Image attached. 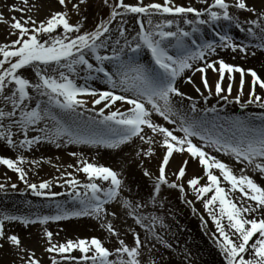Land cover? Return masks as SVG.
Segmentation results:
<instances>
[{"label": "snow or ice", "instance_id": "6c2138e0", "mask_svg": "<svg viewBox=\"0 0 264 264\" xmlns=\"http://www.w3.org/2000/svg\"><path fill=\"white\" fill-rule=\"evenodd\" d=\"M57 2L64 10L51 12L43 21L38 22L32 16H28L27 19L16 16L10 18L9 35L16 36V39L0 44V57H2L0 58V104L3 105L0 107V141L11 149L30 150L41 141L53 143L58 148L61 142H64L119 149L122 145H128L138 138L143 144L149 145L146 151L136 153L141 158L154 156L151 145L159 143L164 148L165 154L161 158L159 174L153 181V204L160 196L162 185H167L171 189L178 188L181 193L185 192L182 182L168 180L166 168L174 153H187L204 168L208 181L205 185H201L200 181L204 177H193L187 181L188 186L201 199L205 194L214 191V195L204 202V207L210 210L209 214L222 237L219 247L224 253L227 264H264V187L244 174L246 169L242 168L241 174L237 176L228 164L205 151L207 147H214L218 152L222 151L226 155L233 156L238 163L246 164L254 171L264 174V116L260 117L262 122L258 126L240 118L229 121L228 127L223 124L217 126L210 123L206 115L203 118L195 115L198 111L196 102L190 104V112L193 114L191 117L187 113L181 114L173 104L174 97L192 101L191 96H186L178 88L177 80L183 76L185 70L192 69L199 61H204V66L196 67L195 72L201 73L203 87L207 89L209 96L213 94V88L207 79V69L219 73L214 94L226 101L233 91L234 76L231 74L239 73V93L235 102L242 108L252 104L264 108V97L256 93L257 86L264 90V79L256 71L247 70L252 77L251 89L249 98L242 103L245 69L226 63L223 59L211 63L205 59L206 56L216 54L217 47H230L233 52L237 49L246 52L245 47L233 43L226 35L220 36L223 42L220 45L197 44L195 39L189 42V38L200 31V25L215 24L224 20L236 21L239 26L238 19L230 13V8H236L255 14L256 18L250 23L259 29V35L251 27L247 31L260 41L256 46L264 49V9L258 12L256 8L250 7L246 0H233L231 4L227 0H213L203 10L193 6H176L172 4V0H164V4L148 3L147 5L143 0H139L137 5L128 4L125 0H117L109 5L111 9L109 19H102L94 30L87 31L83 30L85 27L83 22L70 23V11L79 16L81 6H86L88 0H75V2L57 0ZM103 2L108 5V0ZM200 2L208 4V0H200ZM22 3L25 8L13 6L9 11L25 13L37 7L35 4L29 7V0H22ZM128 13L138 14L141 17L138 20L139 29L131 38L127 35V29L124 27L126 21L123 19ZM154 14L180 17L184 23L192 26L191 31L184 30L174 19L153 24ZM190 14L194 19L188 18ZM117 18H121L120 25L113 34L110 25ZM144 18H147V27ZM0 21L8 23L2 13H0ZM174 25L175 30H171ZM58 29H62L60 34H57ZM145 49L151 54L154 66L140 62L139 54ZM101 50L110 54H102ZM107 65H111V69ZM24 69L33 71L36 82L24 76L22 71ZM81 72L85 73L83 77L80 75ZM226 73L229 74V83L225 88L222 85ZM100 74L103 82L110 86L109 90L99 91L89 86L88 81L101 78ZM72 77L82 78L84 84L78 85L76 79ZM186 82L192 83L191 78ZM30 90L35 91V97ZM195 91L207 103L208 97L204 96L201 89L196 87ZM84 96L93 98L92 108H87V101L81 98ZM44 97H47L46 103L42 99ZM34 99L35 105L31 106ZM117 102L128 107L123 111L118 107L112 110ZM96 105L102 106L97 110ZM54 108L59 109L63 115L54 112ZM80 109H84V112H95V116L83 119L84 112ZM106 109H108L107 114ZM207 111L215 112L216 109L210 108ZM154 114L162 117L169 124L179 123V126L175 129L165 127L154 121ZM65 117L72 118L71 123ZM42 122L44 126L39 127ZM31 131H37L42 135L30 138ZM177 132L183 135H177ZM18 133L23 139H14ZM156 137L162 139L157 141ZM193 138L203 142L204 147L194 143ZM72 155L75 156L76 153ZM24 162L23 155L16 160L0 157V164L17 172L20 180L28 185L36 196L59 195V193L43 191L50 189V181L30 184L21 166ZM80 163L82 167L78 171L85 173L89 182L83 185H80L76 179L68 182L84 189L82 195L74 191L75 198L79 201V209L59 210L61 206L57 205L59 211L56 215L36 219L4 215L0 218V249L7 243L19 252H27L18 235L6 233L5 221H19L25 226L36 223L47 225L49 221L91 216L99 220L102 227L118 238L119 246L114 253L96 237L90 240H68L65 243L53 242V233L47 230L45 235L48 246L45 251L60 254L65 260H71L76 264H142L140 257L142 248L146 246L148 234H151L155 240H162L155 232V222L159 218L142 215L140 209L144 205L139 202L134 203L122 196L125 181L121 173L111 167L95 165L83 159ZM188 164L189 161L184 160L177 172L173 173L177 181H182L185 177ZM213 169L218 170L223 180L230 184L232 192L239 191L242 194V202L246 198L247 201L254 202L255 207L252 205L238 207L236 202L227 198L220 177L213 173ZM143 175L152 179V174L148 170H144ZM96 181L108 182V186L102 187ZM2 187L3 185H0V188ZM12 187L15 188L16 185L13 184ZM217 202L219 215L212 210ZM113 204H121L128 210L127 214L145 230L144 239L136 233L133 246L126 244L124 239H119V231L114 228L112 221L108 220L109 216L113 219L117 218V210L110 211L106 207ZM255 213L261 215L256 217L253 215ZM245 214L252 215L253 218L249 219ZM225 218L227 225L222 222ZM226 228L231 230V235ZM257 234L259 237L250 244L249 242L253 241ZM166 246L170 247V245ZM74 250L82 253L81 261L77 262L76 257L65 255ZM249 251L252 257L245 259L244 254ZM113 255L117 258L109 259ZM21 259H26L27 264H41V261L35 258L34 252L27 257L22 256ZM51 264H60V262L53 257ZM149 264H155V261H149Z\"/></svg>", "mask_w": 264, "mask_h": 264}, {"label": "rangeland", "instance_id": "374dc122", "mask_svg": "<svg viewBox=\"0 0 264 264\" xmlns=\"http://www.w3.org/2000/svg\"><path fill=\"white\" fill-rule=\"evenodd\" d=\"M233 2V0H229V2ZM264 1V0H263ZM75 2V0H73ZM114 2H117V0H108V5L104 4L103 0H88V4L86 6H81L82 10L79 16H77L75 13H72L70 11V23H77V22H83L84 23V29L87 31L94 30L95 27L99 24V22L103 20H108L110 16L111 9L109 5L113 4ZM126 3L137 5L139 3V0H125ZM174 1L172 0V3ZM213 0H208V4H203L201 2H195L191 0H182L179 5L176 3L173 5L176 6H193L197 9L203 10L206 7H208ZM143 3L147 5L148 3H160L164 4V0H143ZM246 3L250 7L256 8V10L259 12L262 9H264L263 6H257L252 5L250 2L246 0ZM13 7L11 4L6 3H0V13L3 14L5 20L8 21V23H4L0 21V44L10 42L11 40H15L16 36H10L9 33L11 32L10 23H11V17L16 16L17 12H10L9 9ZM69 9H71V4H69ZM36 13L38 12L36 19L38 22L45 20V18L53 11H63L64 9L62 6H60L57 2V0H51L49 4L38 6L35 8ZM123 11V10H120ZM84 17L87 19L85 20ZM235 17L238 19L239 26H237V22L235 21V32L238 34V36H242L246 38V40L255 42L253 43L255 45L256 50L254 53L264 59V49L258 48L256 45L260 43L258 39L253 37L247 29L251 27L254 31L257 32L259 35V29L256 28L255 25L251 24L250 22L256 18L254 13H249L247 11L239 10L235 8ZM141 17L138 14H132L128 13L126 16L123 17L124 21H126L124 27L127 29V35L129 37L134 36L136 31H138L139 24L138 20ZM180 17H173L167 14H154L152 16L153 24L156 23H162L167 19H178ZM189 19H194V17L190 14L188 16ZM206 18V17H205ZM120 19L117 18L116 21H114L110 27L113 30V34H115V31L117 27L120 25ZM145 19V26L147 27V18ZM227 21L221 20L219 22H216L215 24L209 23L205 25H200V28L207 27V30L209 33H212L216 39L215 42L223 43L220 40L221 35H226L228 37H232L233 40L234 34L233 29L222 27ZM132 27L133 30H130L129 28ZM184 28L183 26H181ZM186 27V26H185ZM185 28L184 30H186ZM244 29V30H241ZM168 30V29H165ZM172 30V29H171ZM188 31V30H186ZM62 32V29L57 30V34H60ZM196 34H193L192 37L189 38V42L192 39H195ZM253 37V38H252ZM196 40V39H195ZM197 42V40H196ZM235 43V41H233ZM200 43V42H199ZM102 54H110L108 52H104V50H101ZM146 53L148 54L149 58H151V54L145 49ZM2 58V57H0ZM140 60L142 58H139ZM151 62L154 66V62ZM107 67L110 69L111 66L107 65ZM27 69L22 70L24 76L25 71ZM84 74H81V77H83ZM249 75L246 76V78ZM100 77L102 78V74H100ZM73 79H76V83L78 85H83L84 80L82 78H76L72 77ZM82 80V81H81ZM209 81V80H208ZM245 81H248V79ZM214 82H209V85L213 88V94L209 96L207 89L203 87L202 80L199 78L197 80V86L201 89V91L204 93V96L208 97L207 101H210L215 98H221L217 97L214 94ZM89 84V83H88ZM90 85V84H89ZM223 86V85H222ZM109 85L102 82L100 85L91 87L94 89H97L99 91H105L109 90ZM223 87L226 88L224 85ZM247 92H250V85L249 83H246L244 85ZM235 90H239V86L236 88L235 85L233 86L232 94L229 96L234 97V99L237 96V93ZM119 93V90H116ZM257 95H260L261 97H264V90H261L259 86L256 88ZM227 93H224L226 95ZM32 95L35 97L36 93L35 91L32 93ZM215 97V98H214ZM82 99L87 101V108H92L93 103L92 97L84 96L81 97ZM45 102H47V99L44 97L42 98ZM204 99V98H203ZM248 98L245 100H242L241 102H246ZM34 102V104H33ZM31 105H35V99L33 100ZM228 100H221L219 103L218 108L223 109L226 107ZM240 105V104H239ZM258 105V104H256ZM102 105H96L95 108L98 110ZM124 110L128 107L127 105H123ZM253 106V104H252ZM0 107H3L2 104H0ZM248 107L241 109L243 112L247 111L249 114L253 113H264V108H256L251 107L248 109ZM80 111L84 112V109H80ZM106 114L108 112V109L105 110ZM207 109L203 107V110H200V115L207 116L206 113ZM238 113V111H237ZM246 113V112H245ZM210 115V114H209ZM89 116H95V112H84L83 119H86ZM202 118V117H201ZM72 118H69L71 120ZM217 121V120H216ZM215 125H221L223 124L225 127H228L229 124L222 123L220 121L216 122ZM170 129H174L173 124H168L166 126ZM176 127V125H175ZM17 131L18 130H15ZM32 132V131H31ZM35 135H42L41 133L36 131ZM34 135V136H35ZM29 137L31 138L32 135L29 134ZM18 139H23L22 135H19L17 137ZM16 139V137H15ZM17 139V140H18ZM135 140V139H134ZM194 142V141H193ZM135 141H133L131 144L134 145ZM196 143V142H194ZM46 144V141H41L39 144L34 145L30 150L28 149H21L23 152V157L25 160L30 162H36L38 158L34 155L33 158L28 159L30 155H27L32 152V149L35 148L37 150V153H40L43 150V145ZM197 144V143H196ZM54 151L57 152V156L55 159H52V162H50L48 165H53L49 168L47 172L40 171L36 167L37 165L33 164H26L24 162V166H22L24 169H30L28 172H26V179L28 182L40 184L44 181H50L51 187L50 189L43 190L45 192L49 193H59V195L51 196V195H43V196H36L32 190L26 185L23 181L20 180L19 174L16 172L14 174H11V171L6 173L8 170H11L9 168L0 171V185H3L2 188H0V218H3L4 215H10L13 213H23L26 214H32V219H36L38 217L43 216H53L58 213L59 210H67V211H73L78 210L80 205L79 202L75 198L74 191L79 192L81 195L84 192V189L82 187H78L76 185H71L68 183L72 179H76L80 182V185H83L85 183H88L87 175L81 171H78L79 168L82 167L80 160L83 159L89 163H93L95 165H102L106 167H111L113 170L119 172L122 174V179H126L127 174H123L121 171L122 169H119L117 166L118 160L116 159V155L113 153L114 151H119V149H106L104 147H95L91 145H85V144H67L64 142H61V146L58 148L55 144H50ZM198 145V144H197ZM199 146V145H198ZM83 147H90V151H86L83 149ZM64 151L66 159L62 158L60 156L61 151ZM72 153H76V155H72ZM209 153V152H208ZM109 155V158H103L100 157L101 155ZM165 154L164 148L160 146V150L158 151L157 155V161H156V170L150 171L146 168V166H142V161L136 156V154L132 155V160L134 161L135 168H139L140 176L145 181H151V186L147 192L144 193V195H136L135 193L137 191V187H134L136 185H131L134 189V191L130 192L131 186H127L125 182V187L122 189V196L124 198H127L134 203L139 202L140 204L144 205L140 209V213L142 215L146 216H155L158 217L159 220L155 222L156 225H160L159 230L161 228H166L167 231L165 232V235L167 237L171 236L173 234L174 237H177V241H173L170 239L169 244L170 246L175 248V252L177 254V261L173 264H227L224 253L220 250L219 242L222 241V237H220L218 230L216 229L215 223L212 220V216L209 214L210 210L206 209L204 207V202L209 199L212 195H214L213 192H209L204 195L203 199L198 198L196 193L191 189V187L188 186L187 181L193 177H204L201 179L200 183L201 185H205L208 183L207 178L205 176V170L204 168L194 159H192L187 153L184 154H173V157L170 159L169 166L166 168V175L170 182H182L184 184L185 192L181 193L179 189H171L168 188L167 185L161 186V193L160 196L157 197L155 204L152 203V195H154L153 191V181L158 176V168L161 163V158ZM210 154V153H209ZM27 155V156H26ZM212 155V154H210ZM213 156V155H212ZM218 159V158H217ZM184 160H188L189 164L186 168V175L183 178L182 181H177L176 176L173 175L174 172H177L178 168L181 166L182 162ZM71 166V167H70ZM36 167V168H35ZM232 168L235 175L239 176L241 174V169H246L245 173L246 175L250 176L257 184L264 187V174H261L259 171H254L251 167L247 166L246 164H241L236 162L234 166H229ZM31 170H34L33 173ZM121 170V171H120ZM148 170L152 174V179H149L143 175V171ZM213 173L220 177L221 180V186L225 188L227 193V198L232 199L234 202L237 203L238 207H243L247 205H252L255 207L254 202L247 201L246 198L243 199L242 202V194L239 191L232 192L231 186L228 184L227 181L223 180L222 175L219 173L218 170L213 169ZM70 174V175H69ZM97 183L101 184L102 187H107L108 182H102V181H96ZM150 183V182H149ZM15 184L16 187L13 188L12 185ZM29 191L31 192L28 195V201H25V194L23 192ZM62 201V202H61ZM189 201L191 203H189ZM57 205H60L61 208L58 210ZM109 208V210L116 209L117 210V218L113 219L111 216L108 217V220H111L114 228H116L114 220L118 219L119 217V226L121 229H126L122 226V221L130 220L135 221L134 219H131L132 216L127 214L126 209L123 208L121 204H113L106 206ZM12 208V209H11ZM10 210L12 212H10ZM212 210L219 215V204L217 202L216 205H213ZM10 212V213H9ZM123 215V216H122ZM124 215H128V218ZM249 219L253 218L252 215L245 214ZM256 217H259L260 213L253 214ZM17 221H5V231L8 235H18L17 229L15 227V223ZM225 225H227V219L225 218L222 221ZM98 225V227H97ZM30 229L29 231L36 236L35 241L38 244H41L44 249L41 253V258L39 259L41 261V264H51L52 258L55 257L56 260L60 262V264H76V262H73L71 260H65L63 256L57 253H48L45 251V248L47 245V237L45 235V230L51 231L53 233V242L57 243H65L68 240L78 241L80 239H87L90 240L93 237H96L100 239L104 246L107 247L110 251L113 253L115 252V249L119 246V244L115 245L111 242V237H114L111 233L109 236H104L102 233H97L96 230H103L104 227L101 226V222L94 217L91 216H85V217H73L68 220H61V221H49L47 225H41L39 223L29 225ZM94 227H97L96 230L93 229ZM229 231V234L231 235V230L227 229ZM125 232V231H123ZM119 239H126V244L129 246H133L134 236L136 233H139L141 235V238L144 239L145 237V230L141 228L139 225L137 227L132 228L131 230H127L125 233L119 232ZM168 233V234H166ZM259 237V234H257L256 237L253 238V241H250L249 243H253L257 238ZM233 239H235V236H233ZM148 239L146 241V246L143 247L147 251V253L150 254L148 257L141 256L140 259L142 261V264H149V261H155V264H169L161 258L159 254V249L154 247V245L149 242ZM68 256H73L77 258V262L81 261L82 253L79 252V250H74L69 254H65ZM245 259H249L252 257L251 251L244 254ZM8 257V256H7ZM117 257L115 255L111 256L109 259L115 260ZM0 264H27V262L21 257L17 258H7L3 259L0 258Z\"/></svg>", "mask_w": 264, "mask_h": 264}, {"label": "bare ground", "instance_id": "6f19581e", "mask_svg": "<svg viewBox=\"0 0 264 264\" xmlns=\"http://www.w3.org/2000/svg\"><path fill=\"white\" fill-rule=\"evenodd\" d=\"M51 0H29V7L32 4H35L38 6H42L43 5H47L50 3ZM174 2L172 4H177L179 5L181 3L182 0H173ZM191 1H195L200 2V0H191ZM248 2H250L252 5H257V6H263L264 5V1L263 0H247ZM227 2H229V0H227ZM0 3H6V4H11L12 6H18L21 8H25L26 6L22 3V0H0ZM231 4V1L229 2ZM230 13L235 16V8H230ZM38 12L36 13L35 8L32 9L31 11H26L25 13H20L17 12V18H21L23 17L24 19H27L28 16H32L34 19H37ZM207 18V17H206ZM176 21H178L180 23V26H183L185 28H187L186 30L191 31V27L190 25L186 24L183 22V20L181 18L176 19ZM225 24L222 27L228 28V29H233V40L231 39V41H235V44H237L238 46L241 47H245L246 48V52H240L239 49H237V51L233 52L231 50L230 47H217L216 48V54L214 55H209L206 56L205 59L207 60V62L211 63L212 61H218L220 59H223L226 63H229L231 65L240 67L245 69V76H244V80L248 79V81H245L246 83H249L250 87H251V80L252 77L250 74H248L247 70L248 69H252L254 71H256V73L262 78L264 79V59L258 57L256 54L253 55L252 53H254V51L256 50L255 45L252 41L246 40V38L242 37V36H238V34L235 32V21H227L224 22ZM186 26V27H185ZM200 27V26H199ZM130 30H133L132 27L129 28ZM139 29V28H138ZM172 30H175V25L173 26ZM196 34L195 39L197 40V44H205V43H213L215 45H220L221 43H216L215 39L216 37L212 34L209 33L207 30V27H201L200 31ZM131 38V37H129ZM232 38V37H231ZM253 38V37H252ZM200 42V43H199ZM234 43V42H233ZM139 58H142L140 60L141 63L148 65V66H153L152 62H151V58H149L148 54L146 53L145 50H143L140 54H139ZM95 63V61H90ZM111 66V65H110ZM204 66V61H199L197 63H195L193 65L192 69H188L185 70V73L183 74V76H181L178 80H177V86L178 88L184 92L186 94V96H191L192 97V101H189L188 99H182L180 97H174L173 98V104L175 105V107L180 111L181 114L187 113L189 115V117H191L193 114L190 112V104L194 101L197 103V113L195 114L198 117H204L201 116L200 110H203V107L206 108L207 110L210 108H215L216 111L215 112H208L207 113V120L210 123H214L215 121L218 122H222L225 124H229V121L235 120L237 118L240 119H244L247 121H251L253 124L255 125H260L261 124V119L260 117L264 116V113H253V114H249L247 111L243 112L244 109L242 108L238 103L235 102L234 97H231V99L229 98L227 105L225 108L221 109L218 108L220 101L222 100V98H215L212 99L210 101H207V103L204 102L203 97L197 93L195 91V88L198 87L197 86V80L200 78L201 79V73L199 72H195V68L196 67H203ZM218 67V65H217ZM111 69V68H110ZM81 74H84L83 72H81ZM80 74V75H81ZM25 75L26 78H29L30 80H32L33 82H36V78L34 76V73L31 69H27L25 71ZM206 75H207V79L209 80V82H217L219 79V73L218 72H214L212 71V69H207L206 71ZM234 76V82H233V86L235 85V87L237 88L239 86V81H240V74L239 73H233L231 74ZM249 75L247 78L246 76ZM84 76V75H83ZM191 78L192 83H187L186 81ZM83 80V79H82ZM81 80V81H82ZM103 82L102 78H98L96 80H91L88 81V83L90 84V87H95L100 85ZM229 83V74L226 73L225 74V79L223 82V86L225 85L227 87ZM244 84V85H245ZM237 95L239 93V90H235ZM34 92V90H30V93L32 94ZM202 92V91H201ZM47 99V97H45ZM246 98H249V92L246 91L245 87H244V96L241 98L242 100H245ZM231 101V102H230ZM46 103V102H45ZM244 103V102H243ZM34 104V102H33ZM124 104H122L121 102H117V104L115 106H113L112 110H115V108H120L122 111L124 110ZM33 106V105H31ZM254 107L256 108H261L259 107V105L253 104ZM252 105H249L250 109L251 107H253ZM54 112L59 113L60 115H63V113L60 112L59 109H53ZM238 111V113H237ZM210 114V115H209ZM65 119L68 120L69 123H71V120H69V117H65ZM153 119L155 122L162 124L163 126H168V122L164 121L162 117H159L157 115H153ZM44 126V122L41 123V125H39V127H43ZM51 126V125H50ZM179 126V123L176 124V127L174 125V129L177 128ZM219 126V125H217ZM29 134H31L32 136H34L36 134V131H32ZM177 135L182 136L183 133H176ZM19 133L16 137V140L18 139L17 137H19ZM36 136V135H35ZM14 137V139H15ZM157 141H160L162 138L161 137H156ZM19 140V139H18ZM135 143L133 144H128V145H122L121 148L119 149V151H114L113 153L117 156L116 159L114 160H118L117 162V166L119 169H124L123 171H121L123 174H127L125 182L127 184V186H131V185H136L134 187H137V191H134L133 187L130 188V192H132L133 194L136 195H144V193L148 192L150 186H151V181H145L142 179V177L140 176V171L139 168H135V164L134 161L132 160V155L136 154L138 151H146V149L149 147V145L143 144V142H141L138 138H135ZM193 141L196 142L200 147H204V143L199 141L197 138H193ZM51 143L46 142L45 145H43V150L40 153H37V150H35V148L32 149V152L27 154L30 155L28 159H31L34 157V155L36 156V158H38V160L36 161V163L34 162H30L25 160L26 164H33V165H37L36 167L40 166L37 168L40 171L43 170L42 173L47 172L49 170V168L53 165H48L50 162H52V159H55L57 156V152L53 150L52 146L50 145ZM151 147L154 150V156L152 157H148V156H143L142 158L140 156H137L140 161H142V166H146L147 169H149L150 171L156 170V161H157V155H158V151L160 150V144L156 143L151 145ZM83 149H85L86 151H90V147H83ZM65 150L61 151L60 156L64 159H66V161L68 160L67 157L65 156L64 153ZM205 151L209 152L210 154H212L213 156H215L216 158H218L219 160L223 161L224 163L228 164L229 166H234V164L237 162L236 159L233 156L230 155H226L224 154L222 151L218 152L215 150L214 147H207L205 148ZM23 154V152L21 151V149H11L9 148L3 141H0V157H4V158H11V159H18L19 156H21ZM26 155V156H27ZM188 155V154H187ZM100 157L103 158H109V155H101ZM25 164L23 163L21 166H24ZM35 167V168H36ZM8 167L6 165H2L0 164V171H3L5 169H7ZM156 168V169H155ZM25 172H28V170L30 169H24ZM9 171H11V174H14L16 172L12 171V170H8L6 173H8ZM5 172V171H3ZM34 170H31V172H29L30 174L33 173ZM25 194V201H28V195L31 193L29 191H25L23 192ZM62 202V201H61ZM79 201H76V203H78ZM12 209V208H11ZM10 212H12L10 210ZM9 212V213H10ZM11 216H23V217H28L30 219H32L31 217L32 214H24L23 213H13L11 214ZM123 216V215H122ZM125 217L128 218V215H124ZM120 218V217H119ZM119 218L114 220L113 222L116 225V228H118V231L121 233H125L127 232V230H131L134 227H137L138 225L135 223V221L130 220V218H128V220H123L122 221V226L125 227L126 229H121L119 226ZM131 219H133V217H131ZM162 224V223H161ZM160 225H156L155 226V232L156 234L162 238V240H155L151 234H148L147 239L149 242H151L154 247L159 249V254L161 256V258L163 259V261L169 263V264H173L175 263V261H177V254L175 252V248L170 246H166V245H170L169 241L170 239L173 241H177V237H174L173 234L169 237H167L165 235V232L167 231L166 228H161V230H159ZM15 227L17 229V234L18 236L21 238L22 241V246L27 249V252H19L17 251L13 246L5 243L4 247L2 249H0V258L3 259H7V258H17V257H27L28 255H30L31 253H35V258L40 259L41 258V253L43 252L44 247L41 244L36 243L35 238L36 236L33 235L29 229L30 226H25L23 224H21L19 221H17L15 223ZM98 227V225H97ZM97 227H92L93 229L96 230ZM125 231V232H123ZM97 233H102L104 236H109V232L103 228V230H96ZM168 234V233H166ZM126 241V239H124ZM111 242L115 245L118 244V238L117 237H111ZM147 242V243H149ZM8 256V257H7ZM144 258L150 256L149 253H147V251L145 249L142 248V255ZM26 261V259H24ZM27 262V261H26Z\"/></svg>", "mask_w": 264, "mask_h": 264}]
</instances>
